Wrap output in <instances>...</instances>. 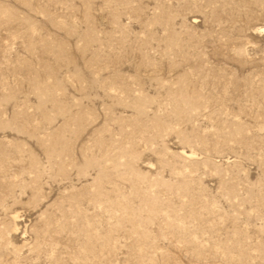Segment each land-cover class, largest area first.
<instances>
[{"label": "rangeland", "instance_id": "1", "mask_svg": "<svg viewBox=\"0 0 264 264\" xmlns=\"http://www.w3.org/2000/svg\"><path fill=\"white\" fill-rule=\"evenodd\" d=\"M0 264H264V0H0Z\"/></svg>", "mask_w": 264, "mask_h": 264}]
</instances>
